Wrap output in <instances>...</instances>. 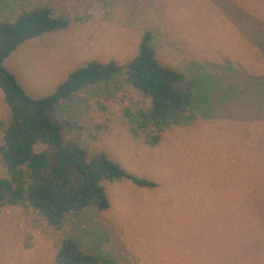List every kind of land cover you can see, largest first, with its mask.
<instances>
[{
    "label": "rangeland",
    "instance_id": "rangeland-1",
    "mask_svg": "<svg viewBox=\"0 0 264 264\" xmlns=\"http://www.w3.org/2000/svg\"><path fill=\"white\" fill-rule=\"evenodd\" d=\"M42 5L67 26L2 61L29 97L90 60L124 69L149 31L158 63L198 77L209 105L153 146L129 131L123 110L148 99L123 76L58 107L64 141L155 183L103 181L108 207L68 215L62 230L103 264H264V0H0V21ZM9 118L0 90V145ZM60 237L33 209L0 206V264H53Z\"/></svg>",
    "mask_w": 264,
    "mask_h": 264
},
{
    "label": "trees",
    "instance_id": "trees-1",
    "mask_svg": "<svg viewBox=\"0 0 264 264\" xmlns=\"http://www.w3.org/2000/svg\"><path fill=\"white\" fill-rule=\"evenodd\" d=\"M67 24L68 20L54 15L49 5L23 8L11 21H0V90L10 112L0 145L6 174L0 177V206L29 207L61 233L53 264H103L104 258L82 251L72 233L62 230L66 217L86 207L105 210L108 200L103 181L124 179L139 187L155 183L124 170L100 151L88 154L81 146L64 141L61 125L54 120L56 109L83 87L106 86L123 76L125 83L148 99L145 107L123 110L129 131L153 146L161 131L188 125L202 113L207 115L209 105L198 104L199 91L205 94L198 77L158 63L149 31L141 34L137 52L124 69L112 61L90 60L70 71L48 95L29 97L2 61L25 39ZM36 145L44 148L34 151Z\"/></svg>",
    "mask_w": 264,
    "mask_h": 264
}]
</instances>
